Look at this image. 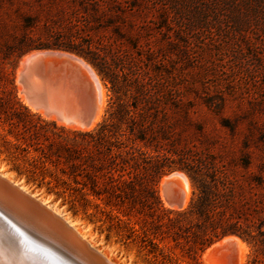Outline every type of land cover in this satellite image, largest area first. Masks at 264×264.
Instances as JSON below:
<instances>
[{
    "label": "rangeland",
    "instance_id": "rangeland-1",
    "mask_svg": "<svg viewBox=\"0 0 264 264\" xmlns=\"http://www.w3.org/2000/svg\"><path fill=\"white\" fill-rule=\"evenodd\" d=\"M111 1L104 0L103 4ZM198 1L202 5L196 4V1L186 3L180 0L178 2L189 7L179 10L174 0H117L125 10L118 14L120 18L114 9L110 11L107 7L100 16V27L90 31L82 24L86 15L82 0H0V97H10L14 89L17 97L42 118L83 130L93 129L107 118L110 102L116 97L112 83L97 65L78 53L94 68L104 90L102 113L93 127L70 126L33 109L25 101L19 85L18 70L25 55L38 49H50H28L32 44L50 38L46 26L55 28L68 24L70 20L81 19L80 25L84 33H88L87 38L99 44L105 52L121 56V63L116 56L120 82H123L124 75L126 80L130 77L125 58L127 54L132 55V80L138 65H142L137 60L139 53H152L153 59L157 60L156 66L161 69L160 80L166 87L165 103L172 124L168 128L169 141H165V148L187 152L203 162L222 163L232 168L242 183L247 185L251 182L256 195H264V184L259 185L255 181L256 176L264 179V0H214L211 4L207 0ZM198 12H205L201 14L204 20L200 19ZM166 17H169V22L165 21ZM108 20H114V24ZM115 24L121 25L119 33ZM135 44L144 45V48L140 45L135 47ZM147 47L152 51L145 50ZM124 89L121 87V92ZM182 94L188 101L192 123H187L182 117V104L178 99ZM209 96H213L215 101H224L221 111H214L204 103ZM1 104L0 175L12 177V181L23 191L43 205L58 209L60 217L69 222L93 250L104 253L116 264H190L189 258L173 242L163 249L167 255L165 262L161 261V254L148 252L147 241L144 242L142 236L132 231L136 220L132 213L126 217L120 215L122 221L115 217L114 214L118 213L115 210H100L91 206L84 210L78 205L75 214L61 197L56 198L54 193L46 191L45 183L36 187L27 183L24 176L18 177L17 172L11 169L13 162L24 169L30 166L29 161L18 157L9 159L7 148L13 149L9 140L20 144V150L25 145L12 135L20 134L22 128L6 119L2 110L4 105ZM26 119L29 125L40 126L43 123L36 117ZM198 126L203 130L197 129ZM127 143L132 145L136 156L139 151L135 148L140 147L166 164V171L158 183L164 206L172 207L163 199L162 179L174 171L186 173L190 183L188 200L186 205L172 208L187 207L193 197L194 186L187 171L174 163L178 156L165 153V149L158 155L153 148H146L142 143ZM26 155L31 158L32 153ZM244 162H249L247 168L242 166ZM44 176L46 180L50 179L49 173ZM238 237L245 245L242 262L236 254L233 257L224 248L207 254L208 249L222 238L200 252L201 264H247L254 253V246L252 242Z\"/></svg>",
    "mask_w": 264,
    "mask_h": 264
},
{
    "label": "trees",
    "instance_id": "trees-1",
    "mask_svg": "<svg viewBox=\"0 0 264 264\" xmlns=\"http://www.w3.org/2000/svg\"><path fill=\"white\" fill-rule=\"evenodd\" d=\"M112 1L103 4L104 0H82L86 12L84 27L90 31L98 29L100 16L107 7L110 11L114 9L117 16L125 11L117 0ZM174 1L179 10L189 7L178 2L180 0ZM181 1L201 4L198 0ZM207 1L211 4L214 0ZM203 13L198 12L202 20ZM80 20H70L69 25L55 28L46 26L50 38L32 44L28 49L63 48L97 65L111 81L116 95L110 102L108 117L89 130L58 124L54 119L48 120L33 112L13 89L10 97H0L3 99L0 104L4 105L2 110L6 119L21 125L22 132L12 135L25 145L20 150V144L9 140L13 149L7 148L8 158L26 159L30 166L22 169L13 162L11 169L36 187L45 183L46 191L54 193L56 198L61 197L75 214L78 205L84 210L87 206L115 210L118 213L114 215L120 220V215L126 217L132 213L136 217L132 231L147 241L148 252L161 254L162 262L167 257L163 249L173 242L189 258L188 263L201 264L200 252L224 236L235 234L253 243L254 253L247 264H264V195H256L251 182L247 185L242 183L234 170L222 163L203 162L187 152L165 148V141H169L168 128L172 124L165 103L166 87L160 80L161 69L156 66L157 60L153 59L152 53H139L137 60L142 65H138L132 80V55L127 54L130 77L126 80L124 75L123 82H120L117 67L121 56L105 52L99 44L87 38L88 33H84ZM168 20L166 17L165 21ZM108 22L114 24V20ZM115 25L119 33L121 25ZM137 45L144 48L141 44H135V47ZM145 50L152 51L148 47ZM121 87L125 88L122 92ZM183 97L182 94L178 98L182 104V117L187 123H192L188 101ZM204 103L217 112L224 105V101H215L213 96L205 98ZM26 117H36L43 123L40 126L29 125ZM197 129L203 130L201 126ZM129 141L153 148L158 155L165 149V153L178 156L174 163L187 171L194 186L193 197L187 207L164 206L158 183L166 171V164L140 147H134L139 151L136 156L132 145L128 146ZM27 153H32L31 158ZM248 165L249 162L242 164L246 168ZM45 173H49L50 179H45ZM255 181L259 185L264 184L260 176H256ZM88 219L94 222L93 218Z\"/></svg>",
    "mask_w": 264,
    "mask_h": 264
},
{
    "label": "bare ground",
    "instance_id": "bare-ground-1",
    "mask_svg": "<svg viewBox=\"0 0 264 264\" xmlns=\"http://www.w3.org/2000/svg\"><path fill=\"white\" fill-rule=\"evenodd\" d=\"M41 50H34L27 55H25L22 60L21 66L18 70V81L21 87V91L23 93V97L25 101L33 108L39 110L41 113L46 116L53 117L57 119L61 123H65L74 127L81 128H91L96 122L99 120L100 115L102 113V108L104 105V90L102 87V83L100 78L94 68L86 63L92 68L95 72L100 86H99V102L97 111L90 121V123L84 124L76 119L74 112L69 113V96L67 93H64L59 89V86H54L50 81L45 80L44 77H41L39 74L31 72L27 75H24L26 67L30 66V58L32 55L39 53ZM48 59V65H49ZM24 77L25 80L22 78ZM2 178L6 179L11 185L4 184L0 181V195H2L3 190H7L12 195L15 194L23 200H27L23 197V195L28 194L23 191L14 181H12V177L2 174L0 175ZM171 187L177 195L181 196V206L186 205L190 194V183L188 176L183 171H174L169 175L165 176L162 179V196L165 200L166 204L172 207H181L176 204L169 196L167 187ZM23 193V194H22ZM33 197L31 194H28ZM37 199V198H36ZM38 200V199H37ZM28 201V200H27ZM40 203L41 201L38 200ZM42 204V203H41ZM45 206V205H44ZM48 210H50L51 214L55 218H59L58 209H50L48 206H45ZM18 209V208H17ZM20 210V209H18ZM22 211V210H21ZM26 214V213H25ZM35 215V214H34ZM34 217V216H33ZM35 219H41L35 215ZM66 227L62 225V223H58L59 227H50L55 235L65 241L67 244L71 245L77 251L82 252L84 255H87L93 262L99 264L96 259L100 262L104 261L107 264H116L104 253H100L92 249V246L88 245L86 241L79 236V232L71 227L64 219ZM44 228H46V224H42ZM11 227V225H10ZM49 228V229H50ZM73 228V229H72ZM48 229V228H47ZM224 248L229 250V254L234 257L236 254L238 256L239 262L243 260V251L245 249V245L243 241L236 235H230L224 237L222 240L218 241L211 248L208 249L207 254H211L214 250ZM221 250V249H220ZM93 252L99 253L101 258L93 257ZM226 252V251H225ZM92 255V257H91ZM95 258V259H94ZM232 258V257H231ZM235 260V259H234ZM237 260V261H238ZM236 261V260H235ZM236 261V262H237ZM0 264H72L67 262L64 258L56 256V254L52 253V250L49 247L43 245L40 242L34 241L27 234H23L18 229L12 228L10 229L6 222L0 216Z\"/></svg>",
    "mask_w": 264,
    "mask_h": 264
},
{
    "label": "water",
    "instance_id": "water-1",
    "mask_svg": "<svg viewBox=\"0 0 264 264\" xmlns=\"http://www.w3.org/2000/svg\"><path fill=\"white\" fill-rule=\"evenodd\" d=\"M38 50L41 51L31 56V65L26 67L23 76L27 77L29 73L34 72L50 81L54 86L58 85L59 89L69 96V113L74 112L76 119L88 125L97 111L100 97V83L95 72L87 64L89 62L77 53L68 50L51 48ZM22 78L25 80L24 77ZM0 181L11 185L1 176ZM166 190H168L170 198L181 206V196L177 195L169 186ZM2 193L0 195V216L10 229L15 228L23 234H27L32 240L49 247L53 254L64 258L67 262L72 264H96L87 255L77 251L55 235L50 227H59L58 223H62L66 227L65 222L63 223L61 217L55 218L50 210L35 197L24 194L23 197L27 201L15 194L12 195L7 190H3ZM34 214L44 221L35 219ZM42 224H46V228ZM93 255V257L97 256L99 259L102 256L95 252H93ZM96 260L99 264H107L104 261Z\"/></svg>",
    "mask_w": 264,
    "mask_h": 264
}]
</instances>
